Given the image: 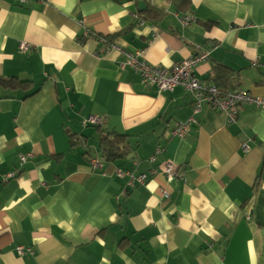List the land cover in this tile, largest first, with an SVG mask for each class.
<instances>
[{
    "label": "crops",
    "instance_id": "crops-1",
    "mask_svg": "<svg viewBox=\"0 0 264 264\" xmlns=\"http://www.w3.org/2000/svg\"><path fill=\"white\" fill-rule=\"evenodd\" d=\"M141 3L163 16L141 23ZM204 50L196 79L220 66L264 100V0H0V79L29 82H0V264H264V107L242 104L230 123L205 106L173 137L191 93L123 66L125 51L170 69ZM90 117L139 147L103 161ZM128 173L147 181L127 188Z\"/></svg>",
    "mask_w": 264,
    "mask_h": 264
},
{
    "label": "built area",
    "instance_id": "built-area-1",
    "mask_svg": "<svg viewBox=\"0 0 264 264\" xmlns=\"http://www.w3.org/2000/svg\"><path fill=\"white\" fill-rule=\"evenodd\" d=\"M183 26V28H189L196 22V18L193 15H178L176 16ZM106 51L117 48L116 45H109L104 40H100ZM28 44L23 43L21 50L27 51ZM142 52L130 53L123 52L125 61L124 67H129L135 73H137L142 82L145 84L155 85L160 92L172 91L177 86L185 87L192 95L194 99L193 114L191 117L182 123H178L172 130L171 135L184 139L189 132L191 124L197 122L196 116L202 113L204 107H210L224 113L228 116L230 123H235L239 113V106L245 103L255 104L264 107V100L261 98H255L251 94L242 92L241 90H235L228 92L224 97L221 96L218 88L209 84L206 81L201 82L194 76L196 68L202 64L210 61V51L204 50L196 55H193L181 62L176 63L172 68L168 69L162 66H154L141 59ZM103 120L98 117H90L83 121V126L88 127L91 125H101ZM163 151L161 146H158L155 150V154L150 158V161L155 162L157 155ZM27 160V156L20 158V164H24ZM94 165H99L96 161H93ZM167 178L176 177L178 174L174 171L172 165H167L163 169ZM156 173V171H154ZM18 173L11 172L6 174L5 179H13ZM129 181L127 188H132L135 184L144 185L147 181V175H140L136 177L132 173H128ZM164 195L168 194L164 191ZM19 255H23L26 252H31L30 249L24 247H17Z\"/></svg>",
    "mask_w": 264,
    "mask_h": 264
},
{
    "label": "trees",
    "instance_id": "trees-1",
    "mask_svg": "<svg viewBox=\"0 0 264 264\" xmlns=\"http://www.w3.org/2000/svg\"><path fill=\"white\" fill-rule=\"evenodd\" d=\"M21 4L27 3V0H17ZM145 9L139 14L135 13L136 20L144 23V18L149 19H157L163 16L162 12H160L157 8H154L149 3H145ZM99 40H104L109 45H115L113 42V38L111 36L99 37ZM30 47H28L29 50ZM22 51V50H21ZM23 52V51H22ZM238 73H233L226 68L216 67L215 71L211 75L209 84L215 85L221 96L227 95L228 92L236 90V83L239 79ZM0 82L7 83L9 88L18 89L23 85L29 83L28 81L21 80L17 77H9L7 79H0ZM34 93H29L27 97L32 96ZM93 126V125H91ZM98 126V125H97ZM99 132V139H100V154L101 158L105 162H112L116 161L125 157H128L132 153H134L137 148L139 147L140 142L136 141L133 142L130 140V135L117 132V131H110L107 129H103L101 126L97 127Z\"/></svg>",
    "mask_w": 264,
    "mask_h": 264
},
{
    "label": "rangeland",
    "instance_id": "rangeland-1",
    "mask_svg": "<svg viewBox=\"0 0 264 264\" xmlns=\"http://www.w3.org/2000/svg\"><path fill=\"white\" fill-rule=\"evenodd\" d=\"M182 26V25H181ZM182 28H183V26H182ZM183 29H186V28H183ZM91 130V129H90ZM87 136V135H86ZM93 138H95L94 136H93ZM99 144V139H97V145Z\"/></svg>",
    "mask_w": 264,
    "mask_h": 264
},
{
    "label": "water",
    "instance_id": "water-1",
    "mask_svg": "<svg viewBox=\"0 0 264 264\" xmlns=\"http://www.w3.org/2000/svg\"><path fill=\"white\" fill-rule=\"evenodd\" d=\"M140 8L141 9H144L143 3L140 4Z\"/></svg>",
    "mask_w": 264,
    "mask_h": 264
}]
</instances>
